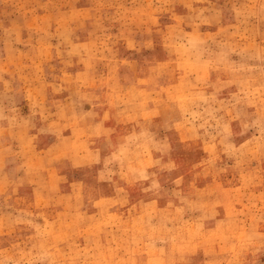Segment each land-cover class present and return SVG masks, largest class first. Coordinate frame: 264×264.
<instances>
[{
	"label": "rangeland",
	"instance_id": "rangeland-1",
	"mask_svg": "<svg viewBox=\"0 0 264 264\" xmlns=\"http://www.w3.org/2000/svg\"><path fill=\"white\" fill-rule=\"evenodd\" d=\"M0 264H264V0H0Z\"/></svg>",
	"mask_w": 264,
	"mask_h": 264
}]
</instances>
